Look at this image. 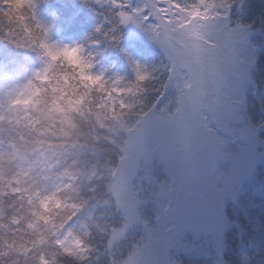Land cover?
I'll list each match as a JSON object with an SVG mask.
<instances>
[{"label":"snow or ice","instance_id":"6c2138e0","mask_svg":"<svg viewBox=\"0 0 264 264\" xmlns=\"http://www.w3.org/2000/svg\"><path fill=\"white\" fill-rule=\"evenodd\" d=\"M93 2L109 27L92 43L131 26L154 60L94 73L37 0H0V41L34 54L0 63V264H250L226 233L243 239L264 158V104L249 102L264 29L243 0Z\"/></svg>","mask_w":264,"mask_h":264},{"label":"rangeland","instance_id":"374dc122","mask_svg":"<svg viewBox=\"0 0 264 264\" xmlns=\"http://www.w3.org/2000/svg\"><path fill=\"white\" fill-rule=\"evenodd\" d=\"M40 1L41 0H37L38 15L45 23H51V38L62 44H79L85 47V39L82 37L70 36L54 28L53 13L43 9ZM90 2L94 4L93 0ZM91 6L92 5L90 4L87 9L89 11V19L92 20L90 21V25L91 27H94L93 30H95L97 26H102L103 28L107 26L108 29L109 24L105 23L104 10L95 5L98 8V11L91 8ZM243 8L245 14L242 17V20L247 23L255 21L253 26L254 29H264V25L260 22V17L264 16V0H243ZM87 9L85 8L84 10ZM95 35L96 36H93L89 40L100 39L96 33ZM119 37V42L115 47H109L101 42L93 43L97 50L93 51L85 48V52L91 53L94 57V66L92 69L94 73L104 72L106 75L112 76H129L130 69L125 54L130 55L141 62H151L154 60L155 50L151 47L148 41L135 29L131 28V26L121 28L119 31ZM249 44L253 46L259 45L256 50L255 70L253 72L258 87L255 96H249V102L252 106L253 113L258 115L261 104H264V35L254 31L249 37ZM6 46L8 47L10 45ZM90 49H92V46ZM23 55L34 57V54L31 53L26 54L24 52ZM259 136L264 138V130L259 132ZM240 146L241 142L238 140L230 145L233 150L238 149ZM224 167V165H221V170H223ZM255 171L256 175L254 180L250 184H246L244 187V193L241 197L242 208L237 209L236 212V219L244 224L248 236L250 235V232L254 231L253 229H259L264 224V199L261 197V193L264 192V158H261L256 162ZM245 210L247 211V216L245 215ZM256 224L261 226H256ZM250 229L252 230L250 231ZM229 234L235 239V241H237L238 238L235 234V229L230 230ZM258 238H261V240L264 241V236ZM235 243L236 242H233L232 247H234ZM255 255L258 256L249 257L250 264H264V245L255 250Z\"/></svg>","mask_w":264,"mask_h":264},{"label":"trees","instance_id":"16d2710c","mask_svg":"<svg viewBox=\"0 0 264 264\" xmlns=\"http://www.w3.org/2000/svg\"><path fill=\"white\" fill-rule=\"evenodd\" d=\"M91 0H41V7L47 11L53 13V26L56 30L62 31L64 34H68L70 36L82 37L85 39V48L89 50H97L95 49L94 44L89 40L95 35L94 27H91L89 15H88V7L90 4L91 8L98 10V8L90 2ZM90 2V3H89ZM87 10H84V9ZM99 11V10H98ZM107 29V26L104 27ZM66 32V33H65ZM92 46V49L90 47ZM23 50L14 49L11 46H6L3 41H0V63H4L7 58H17L24 57ZM259 224H256V226ZM261 226V225H259ZM252 229H250L251 231ZM253 232L246 233L243 239H233V237L227 233L231 248L236 253L249 257H255V250L261 248L264 245V241L259 239L258 237L264 236V224L259 229H253ZM257 231V232H256ZM259 231V232H258ZM239 241V243H238ZM233 242H236L233 246ZM238 257L233 256L232 259L236 260Z\"/></svg>","mask_w":264,"mask_h":264}]
</instances>
